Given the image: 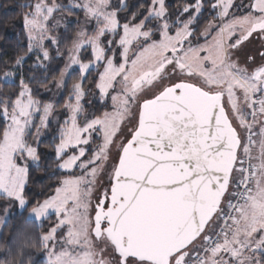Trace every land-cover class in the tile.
Listing matches in <instances>:
<instances>
[{
    "label": "snow or ice",
    "instance_id": "6c2138e0",
    "mask_svg": "<svg viewBox=\"0 0 264 264\" xmlns=\"http://www.w3.org/2000/svg\"><path fill=\"white\" fill-rule=\"evenodd\" d=\"M21 7L26 44L0 60V80L15 83L0 85V227L12 206L40 227L56 219L0 245V264H34L25 250L45 264H264V0ZM78 11L69 45L59 29ZM53 128L65 174L29 199Z\"/></svg>",
    "mask_w": 264,
    "mask_h": 264
},
{
    "label": "trees",
    "instance_id": "16d2710c",
    "mask_svg": "<svg viewBox=\"0 0 264 264\" xmlns=\"http://www.w3.org/2000/svg\"><path fill=\"white\" fill-rule=\"evenodd\" d=\"M62 1V0H60ZM67 1V0H64ZM26 2L30 0H0V60H8L12 57L17 47H23L26 44V40L22 34V19L21 14L27 9L21 7ZM136 0H130V3H135ZM182 0H169V4L180 3ZM73 16L78 17L79 21L84 19L82 12H75ZM73 24L69 26V31L64 32V29L60 31V34L66 37L67 42L71 43V39L74 38L75 32L78 31V24ZM28 65L33 63V60H29ZM63 67V61L57 60L51 65V70L49 72L50 76H58V69ZM28 69L25 67V74L27 75ZM37 75L40 73L37 72ZM95 76V72L92 73ZM78 76V72H73L71 77L74 79ZM18 83V81H17ZM0 85H2L5 90H15V83H7L0 80ZM95 93V89H93ZM40 99L50 100L53 98L52 93H41ZM64 99V93L61 95L58 103L62 104ZM88 100L91 101L92 107L89 109L90 112H98L101 109V105L94 95L89 96ZM85 107H88L86 104ZM63 115V112L60 113ZM5 121L0 119V128H3ZM53 134L52 131L45 133V136L40 140V150L42 154V164L50 167H41L37 169L33 165L32 179L30 182V191H27V196L29 199L35 198L37 200H42L46 198L55 186V181L61 178L65 173L57 170L55 167V157L53 153ZM47 157V159H43ZM55 173V175H53ZM8 201L0 197V217L5 213V208L8 206ZM11 215L8 216L6 224L2 227V232L0 235V245H7L11 242L12 238L17 235L18 232L27 231V234L36 238L39 233L46 232L49 226L55 222V216L52 215L49 219L43 223V226H39V222L29 218L26 213H21L15 206L11 208ZM37 245H39V240H36ZM16 248L13 247V255H15ZM31 254L33 257L34 264H45V257L43 252L36 253L34 250H25V256ZM6 254L0 252V259H4Z\"/></svg>",
    "mask_w": 264,
    "mask_h": 264
},
{
    "label": "rangeland",
    "instance_id": "374dc122",
    "mask_svg": "<svg viewBox=\"0 0 264 264\" xmlns=\"http://www.w3.org/2000/svg\"><path fill=\"white\" fill-rule=\"evenodd\" d=\"M57 2H60V3H67L68 2V0L67 1H64V0H62V1H60V0H57ZM69 20L71 21V23L69 24V26L70 25H73V24H77V20H79V18L78 17H75V16H71V17H69ZM84 24V19L81 21V23L80 24H78L79 26H78V30L80 29V27L82 26ZM91 25H88V28H89V31H91ZM63 29V27H61L60 29H59V32L61 31ZM256 45L255 44H252V45H249V48H252V47H255ZM34 59V58H33ZM53 92L55 93V99H56V101L58 102L59 100H60V98H61V95L63 94V92H56L55 91V89H53ZM53 94V93H52ZM54 98V97H53ZM52 98V99H53ZM45 136V134L40 138V140L43 138ZM6 214L4 213L0 218H3L4 216H5ZM37 222H39V221H37ZM40 223V222H39ZM1 232H2V227H0V235H1Z\"/></svg>",
    "mask_w": 264,
    "mask_h": 264
}]
</instances>
